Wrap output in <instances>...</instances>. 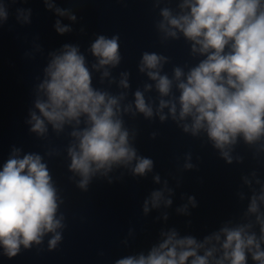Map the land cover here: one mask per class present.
Masks as SVG:
<instances>
[{
  "label": "clouds",
  "instance_id": "obj_1",
  "mask_svg": "<svg viewBox=\"0 0 264 264\" xmlns=\"http://www.w3.org/2000/svg\"><path fill=\"white\" fill-rule=\"evenodd\" d=\"M0 0V28L8 23L10 4ZM28 3V0H19ZM157 18L153 28L161 46L183 40L189 59L172 64L156 51L141 52L137 71L146 79L133 91L131 72L119 71L123 61L120 35L96 33L82 51L79 43H63L47 53L41 74L31 89V105L24 124L41 141L50 133L65 136L61 149L48 146L41 154L12 145L0 165V257L11 260L24 251L57 250L68 227L62 211L65 198L53 178L49 161L63 156L68 180L88 192L95 180L108 185L126 175L143 179L151 175L159 185L142 202L144 217L154 210L163 221L154 243L146 250L116 259L113 264H264V0H150ZM56 19L55 32L71 34L78 16L57 0H42ZM32 8L17 7L14 18L31 25ZM67 20L69 23H64ZM86 34L84 26L79 28ZM38 39V37L36 38ZM43 56V47L34 44ZM26 57L35 59L33 52ZM89 56L92 60H89ZM94 78L100 86L94 84ZM113 86L116 91H113ZM173 123L184 135L210 146L227 165H242L243 145L257 167L240 176L235 197L242 209L202 237L167 226L183 173L198 171L193 152L176 157L177 172L162 178L155 161L143 155L136 143L140 129L125 118ZM158 131L149 134L151 140ZM196 161L201 157L196 156ZM116 173H119L118 175ZM174 181L175 186L170 184ZM177 216L189 218L199 207L195 195L180 193ZM129 228L121 241L135 239ZM103 256L104 253L100 252Z\"/></svg>",
  "mask_w": 264,
  "mask_h": 264
}]
</instances>
